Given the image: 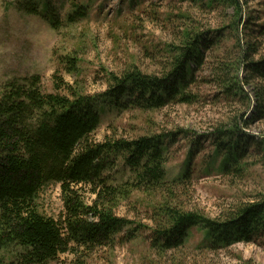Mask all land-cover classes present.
Here are the masks:
<instances>
[{
  "label": "trees",
  "instance_id": "trees-1",
  "mask_svg": "<svg viewBox=\"0 0 264 264\" xmlns=\"http://www.w3.org/2000/svg\"><path fill=\"white\" fill-rule=\"evenodd\" d=\"M68 1L74 9L66 15L69 25L87 17V7ZM193 1L211 10L227 12L232 8L233 14L226 16L227 21L213 34L203 31L188 14L178 15L176 18L187 24L179 43L167 48L164 66L157 74L145 73L136 66L121 74L107 73L108 88L97 95L84 94L59 75L53 80L57 93L45 92L39 76L5 85L0 94V264H4L2 255L14 249L21 250L16 264H49L79 249L87 252L111 247L125 229L135 237L139 229L115 213L135 192L155 199L166 195L153 207L154 227L149 229L151 249L159 257L165 258L170 251L180 253L195 228L204 232L203 247L209 251L264 236V195L239 204L219 218L171 205L168 195L191 179V171L189 168L185 175L166 181V144L185 131L136 139L113 136L103 143L93 140L101 124V104L141 112H158L169 105L192 106L199 104L201 96L191 88L201 83L215 84L228 100L240 97L244 110H249L251 98L244 86L259 80L254 110L257 119H264V47L260 48V43L243 46L237 35L241 26L243 30L251 26L241 19L247 2ZM15 5L20 12L44 18L54 30L60 28L61 21L49 0H17ZM224 30L234 35L236 55L214 63L209 81L199 80L198 74L206 64L205 53L225 38ZM261 32L264 34V29ZM76 62V58L66 61L68 73L77 71ZM241 69L246 72L244 79L240 78ZM241 124L248 126L245 115L237 113L213 135L216 155L225 157L227 175L241 176L247 171L246 160L252 148L264 153V138L247 143L244 138L248 135L243 134ZM119 159L134 179L114 185L109 172L117 167ZM50 183L59 184L62 191L65 211L60 220L41 213L38 204L41 191ZM84 192L95 197L91 204L85 201ZM172 264L180 263L173 260Z\"/></svg>",
  "mask_w": 264,
  "mask_h": 264
},
{
  "label": "rangeland",
  "instance_id": "rangeland-1",
  "mask_svg": "<svg viewBox=\"0 0 264 264\" xmlns=\"http://www.w3.org/2000/svg\"><path fill=\"white\" fill-rule=\"evenodd\" d=\"M17 0H0V94L10 82L39 76L47 93H57L54 75H59L72 87L86 95L104 93L107 73L121 74L136 66L148 74L159 73L167 57V48L179 43L186 21L176 18L181 13L190 16L203 31L222 27L230 8L211 10L200 8L193 0H75L87 7V17L75 24H68L66 15L73 5L68 0H49L61 25L54 30L51 23L40 16L20 12ZM242 22L251 23L237 35L245 44L260 43L264 47V0H241ZM44 9V6L41 7ZM226 15H225V14ZM210 33V34H211ZM216 47L205 53V66L198 79L209 81V71L218 60L236 55L235 38L227 30ZM210 36V35H209ZM211 39L214 35H211ZM261 43H263L261 45ZM77 59V71L68 73L66 61ZM246 72L241 69L240 78ZM257 81V79H256ZM259 81V80H258ZM255 81L244 86L251 98L249 110H244L241 98L226 99L215 84L201 83L192 87L201 96L199 104L169 105L158 112H141L136 109L119 110L100 105L101 124L93 134V140L103 143L107 137L136 139L154 134H177L174 142L166 144L167 182L185 175L190 168L191 179L183 182L168 195L172 206L199 211L211 218H219L241 203L264 195V153L254 152L246 160L247 171L243 175L225 174L224 155H216L213 146L218 127H226L237 114L245 115L247 128L241 124L244 138L250 143L264 138V119H257L255 112ZM110 181L121 185L133 181L134 176L119 159L117 167L109 172ZM89 204L95 197L84 192ZM164 194L157 199L135 192L131 199L122 202L115 213L134 223L138 228L135 237L129 229L123 230L111 247L93 251L77 250L75 254H62L49 264H264V236L250 243H238L227 249L209 251L203 247L204 232L193 229L184 246L178 252L170 251L165 258L151 249L150 228L153 207L161 203ZM172 199H171V198ZM40 211L47 217L60 220L64 214V202L59 184L50 183L43 188L38 201ZM20 249L4 253V264H16Z\"/></svg>",
  "mask_w": 264,
  "mask_h": 264
}]
</instances>
